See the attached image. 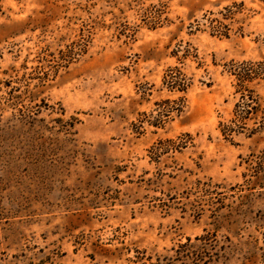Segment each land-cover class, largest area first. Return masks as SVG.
<instances>
[{
	"label": "rangeland",
	"instance_id": "rangeland-1",
	"mask_svg": "<svg viewBox=\"0 0 264 264\" xmlns=\"http://www.w3.org/2000/svg\"><path fill=\"white\" fill-rule=\"evenodd\" d=\"M263 58L262 0H0V264H264Z\"/></svg>",
	"mask_w": 264,
	"mask_h": 264
},
{
	"label": "trees",
	"instance_id": "trees-1",
	"mask_svg": "<svg viewBox=\"0 0 264 264\" xmlns=\"http://www.w3.org/2000/svg\"><path fill=\"white\" fill-rule=\"evenodd\" d=\"M264 1V0H262ZM222 25V23H221ZM223 26V25H222ZM231 74L236 78L237 92L240 93V101L236 105L233 124L235 126H247L248 122L257 121L260 128L264 126V101L256 98L249 88V85L256 81L264 80V58L260 62L243 63L231 70ZM165 82L172 89L185 91L187 85L185 80L177 79L175 76H168ZM234 133L233 128H224L223 134L228 137Z\"/></svg>",
	"mask_w": 264,
	"mask_h": 264
}]
</instances>
